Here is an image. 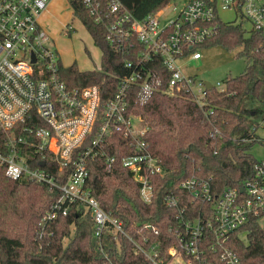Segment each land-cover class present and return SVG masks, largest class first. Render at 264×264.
Here are the masks:
<instances>
[{"label":"built area","instance_id":"1","mask_svg":"<svg viewBox=\"0 0 264 264\" xmlns=\"http://www.w3.org/2000/svg\"><path fill=\"white\" fill-rule=\"evenodd\" d=\"M52 1L0 0V168L10 180L60 190L39 225L44 229L77 206L90 212L96 238L108 233L120 253L125 242L140 258L138 264H241L237 238L247 235L252 220L264 228V160H256L241 187L220 193L210 178L195 172L182 180L181 193L164 195V204L175 212L167 235L150 223H134L131 232L107 213L91 193L88 164L98 158L111 171L119 151L140 198L152 204L155 180L164 179L167 171L150 150L148 128L135 104L157 92L183 93L206 116L211 114L209 91H225L224 82L208 88L206 81L184 74L183 63L202 58L200 49L216 35L222 10L264 35V0H185L167 23L163 10L137 17L121 0H66L77 18L76 5L84 7L104 27L114 51L124 56L126 73L106 101L99 85L70 87L64 80L65 66L40 22ZM73 29L67 25L66 34ZM221 135L217 127L211 131V136ZM104 264H121V259L105 254Z\"/></svg>","mask_w":264,"mask_h":264},{"label":"trees","instance_id":"2","mask_svg":"<svg viewBox=\"0 0 264 264\" xmlns=\"http://www.w3.org/2000/svg\"><path fill=\"white\" fill-rule=\"evenodd\" d=\"M121 1L137 17H144L160 12L172 0ZM76 14L101 50V69L83 71L73 64L62 69V76L70 87L99 85L106 101L126 73L124 56L114 51L105 39L104 27L96 24L84 7L76 5ZM215 24L217 33L203 48H240L237 56L246 65L239 75L225 77V91L210 89L213 112L206 116L183 93L169 97L157 92L144 104L134 106L148 128L150 150L167 171L164 179L155 180L154 202L142 201L138 183L120 164L123 154L119 151L111 171L101 159H89L92 195L131 232L134 223H150L167 235L175 212L164 204V195L171 190L181 193L180 182L194 172L210 178L217 193L226 187H241L253 174L257 159L249 150L258 141L256 118L264 114V35L246 29L244 20L237 23L217 19ZM215 127L221 130V136H211ZM56 169L53 164L52 170ZM59 182L64 183V179ZM60 195V190L47 184L10 180L0 168V264H104L105 254L118 257L121 264H138L140 258L125 242L120 253L108 233L101 240L96 238L90 212L77 206L43 229L40 221ZM246 230L247 235L237 238L235 244L241 264H264V228L252 220Z\"/></svg>","mask_w":264,"mask_h":264},{"label":"rangeland","instance_id":"3","mask_svg":"<svg viewBox=\"0 0 264 264\" xmlns=\"http://www.w3.org/2000/svg\"><path fill=\"white\" fill-rule=\"evenodd\" d=\"M184 1L172 0L163 9V18H165L163 23L170 21L175 13L183 8ZM72 11L71 4L66 0H53L48 13L42 15L40 22L49 32V45L57 50L65 67L76 64L83 71L100 70L101 50L94 43L83 22L75 17ZM220 17L225 22L236 21V15L232 11L222 10ZM67 25L74 27L68 34L65 30ZM200 50L202 53L200 60L189 59L183 63L184 74L216 84L228 75H239L245 68L244 59L237 56L240 48L229 51L222 46H214ZM256 120L259 123L258 141L249 151L257 160H264V114L258 115Z\"/></svg>","mask_w":264,"mask_h":264},{"label":"water","instance_id":"4","mask_svg":"<svg viewBox=\"0 0 264 264\" xmlns=\"http://www.w3.org/2000/svg\"><path fill=\"white\" fill-rule=\"evenodd\" d=\"M205 83H206V85H207L208 88H211L212 87V83H210L209 81H206Z\"/></svg>","mask_w":264,"mask_h":264},{"label":"crops","instance_id":"5","mask_svg":"<svg viewBox=\"0 0 264 264\" xmlns=\"http://www.w3.org/2000/svg\"><path fill=\"white\" fill-rule=\"evenodd\" d=\"M50 6V5H49ZM48 11H49V8H48V10L43 14V15H45L46 13H48ZM42 17V16H41ZM102 54V53H101Z\"/></svg>","mask_w":264,"mask_h":264}]
</instances>
